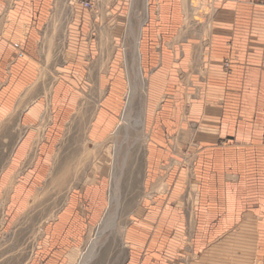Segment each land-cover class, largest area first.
Masks as SVG:
<instances>
[{
  "label": "crops",
  "instance_id": "crops-1",
  "mask_svg": "<svg viewBox=\"0 0 264 264\" xmlns=\"http://www.w3.org/2000/svg\"><path fill=\"white\" fill-rule=\"evenodd\" d=\"M56 2L0 0L2 194L16 176L20 193L28 180L37 184L46 176L48 163L52 172L75 100L87 93L98 98L88 124L91 142H104L124 112L122 51L131 1L110 0L103 8L99 0L96 13L77 4L69 13L56 10ZM60 3L66 7L65 0ZM212 3L206 37L187 30L191 0L145 3L138 43L148 76L145 185L127 224L125 264H178L176 252L187 239L199 257L192 264H264V0ZM96 16L115 25L109 70L101 68L104 58L93 38ZM65 17L60 28L50 27ZM45 43L64 56L44 133L49 95L32 87ZM96 55L92 74L86 65ZM37 103L41 108L33 111ZM110 189L111 179L104 176L73 188L29 264H63L64 249L106 219Z\"/></svg>",
  "mask_w": 264,
  "mask_h": 264
},
{
  "label": "rangeland",
  "instance_id": "rangeland-1",
  "mask_svg": "<svg viewBox=\"0 0 264 264\" xmlns=\"http://www.w3.org/2000/svg\"><path fill=\"white\" fill-rule=\"evenodd\" d=\"M130 1L131 4L128 6L129 15L132 9V0ZM101 3L103 4L102 7L105 8L110 3V0H101ZM191 3V16L189 17V13L186 19L187 24L189 22L187 30H190V35L194 37H206L211 16L209 5L212 3V0H191ZM73 5V0H65L66 7H62L61 5L58 8L68 10L67 12L69 13ZM99 9V3H97L93 12L96 13ZM135 9L138 10V15L135 17L134 23L137 19L140 22L144 17L145 2L144 5H139V2L136 0ZM66 18H58L57 21L54 20L55 22H52L54 24H50V27L52 29L60 28ZM107 20L102 16H96L93 19L92 30L93 38L98 44L97 53L104 58L101 64L103 70H109V66L106 65L109 54L111 55L116 50L114 46V35H111L114 34L115 25L106 23ZM104 28L108 30V33L104 32ZM127 31L124 34L123 46L125 49L122 51V54L125 58L123 61V71L128 79L129 75L126 63L131 66L134 61L133 50L135 47V38L129 34V25ZM63 56L64 50H52L45 43L40 58L41 68L38 84L35 83L32 87L44 91L49 95L45 101L48 116L44 119V128H40V131L44 133L46 131L48 132L50 128V120L48 117L51 116V112L54 110L53 97H50V95L57 75L58 63H61ZM97 56L90 61V64L86 65V69L90 70L92 74L96 71L94 65H96ZM142 69L145 77V90H142L140 84L138 85L137 82V87L132 94L133 100L130 107L133 113L137 112L142 115L144 126L136 125L132 127L130 126L131 123L128 125L122 122L123 112L119 115L120 124L116 130L111 131L107 135V139L104 142H91L88 136V124L98 109V98L93 93H87L82 98L75 100V109L69 115L67 122L62 126L60 143L58 147L56 145L52 172L50 171L51 167L49 169L48 163V173L42 179L39 178L37 184L28 180L27 187H23L22 191L17 193L18 176H16L10 183V192L6 189L5 194L0 193V264H29L35 251L39 248V237L47 234L51 230L53 226L50 223L66 201L70 191L75 187L92 182L96 176H104L112 179L111 173L114 164H118L121 168L118 193L119 207L117 208L116 223L104 234L95 250L96 252L93 253L85 264L126 263L130 255V244L128 243L130 227L127 224L130 219V213L140 198L145 185L144 171L146 163V141L148 138L145 108L148 76L146 75L144 67ZM36 84L38 85L37 87ZM90 89L93 90L94 88ZM127 104L126 94L124 97V109H126ZM38 108H41V105L37 103L33 111H38ZM14 132L17 133L19 131H12V133ZM0 164L2 163L0 162ZM1 182L2 177H0V185ZM111 190L112 188L110 189V193ZM112 212L111 215L114 216L116 212L115 208H113ZM107 213L108 210L106 215ZM102 223L87 227L84 231L83 241L70 243V246L64 249L66 255L64 257L65 264L77 263L80 254L86 250L97 228ZM194 253L192 244L187 239L176 252L177 257L179 256L178 264L194 263L199 258L198 254Z\"/></svg>",
  "mask_w": 264,
  "mask_h": 264
},
{
  "label": "bare ground",
  "instance_id": "bare-ground-1",
  "mask_svg": "<svg viewBox=\"0 0 264 264\" xmlns=\"http://www.w3.org/2000/svg\"><path fill=\"white\" fill-rule=\"evenodd\" d=\"M60 1L61 0H57V2H56V10H58ZM146 2H147V0H145V3ZM135 3H136V0H132V9H131V14H130V19H129V34H131V36H133L135 38V40H134L135 41V47L133 50L134 51V56H133L134 61H133L131 66L128 63H126V67L128 69V75H129L128 76L129 88H128V93H127V103L128 104L126 106V109H124V113L122 115V122H124L128 125H130V123H131L130 126H132V127H134L136 125H141V126L143 125L144 126L142 115L138 114L137 112L133 113V111L131 110V107H130L132 100H133L132 94H133V91L135 90V88L137 87V85H136L137 82H138V85L140 84L141 89L145 90V77H144L143 69L140 66V53L138 51V43H139L140 35H141V27L145 23L146 19H145V17H143L141 19V21L139 22V27L135 28L134 20H135V17L138 15V13H137L138 10L135 9ZM145 12H146V4H145ZM137 22H138V20L136 21V23ZM120 170H121L120 166L118 164L117 165L114 164V168H113L112 173H111V177H112V179H111L112 180V187L111 188H112V190L110 193V206L108 209V213L106 215V219L104 220L102 225L97 228L95 235L91 239L89 245L86 247V250L82 251V253L80 254V257H79L76 264H85L87 262V260L93 255V253L96 252L95 250L98 247V245L100 244L101 238L108 231V229L111 228L112 225L114 226L116 223L117 208L119 207V195H118V193H119V176L121 174ZM122 171H123V169H122ZM113 208H115V211H116L114 213V216L111 215V213H113L112 212Z\"/></svg>",
  "mask_w": 264,
  "mask_h": 264
},
{
  "label": "built area",
  "instance_id": "built-area-1",
  "mask_svg": "<svg viewBox=\"0 0 264 264\" xmlns=\"http://www.w3.org/2000/svg\"><path fill=\"white\" fill-rule=\"evenodd\" d=\"M99 0H73L74 4L80 5L84 9L93 11ZM254 264H263L262 261H256Z\"/></svg>",
  "mask_w": 264,
  "mask_h": 264
}]
</instances>
